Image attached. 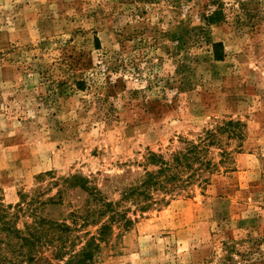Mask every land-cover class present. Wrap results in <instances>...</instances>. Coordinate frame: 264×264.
Segmentation results:
<instances>
[{
  "label": "rangeland",
  "instance_id": "rangeland-1",
  "mask_svg": "<svg viewBox=\"0 0 264 264\" xmlns=\"http://www.w3.org/2000/svg\"><path fill=\"white\" fill-rule=\"evenodd\" d=\"M199 143L201 178L125 202L90 264H264V0H0L1 208L71 225L88 199L66 179L118 202L151 153ZM52 250L37 264H66Z\"/></svg>",
  "mask_w": 264,
  "mask_h": 264
},
{
  "label": "trees",
  "instance_id": "trees-1",
  "mask_svg": "<svg viewBox=\"0 0 264 264\" xmlns=\"http://www.w3.org/2000/svg\"><path fill=\"white\" fill-rule=\"evenodd\" d=\"M221 58L218 57V60ZM214 136V133L208 132L203 143ZM203 149L202 143L192 145L186 153L174 157L171 162L151 153L147 157V165L155 167L156 170L146 169L143 175L125 178L128 182L122 187L121 199L118 202L107 199L102 190L88 179H66L68 187H80L88 199L83 214L77 211L70 215L73 217L71 225L66 222L55 223L39 216L33 208L36 201L34 197L24 198V202L16 207L15 213H9L7 209L0 207V264H37L41 261L42 251L50 248L53 249L51 252L54 259L68 256L66 264L92 263L94 251L99 248L97 241H102L114 224L130 223L127 219L128 210L123 209V204L131 202L135 206V212H145L156 202L154 192L172 195L191 185L195 178H201V168L194 167L193 161L199 158ZM207 169L210 167L207 166ZM185 173H189L186 178ZM205 182L207 183V180ZM21 214H28L33 219V222L25 225L22 230L15 224ZM81 218L83 226L91 222L98 225L99 229L95 236L85 233L83 238L87 239L82 247L76 250V243L83 239L76 235L77 219Z\"/></svg>",
  "mask_w": 264,
  "mask_h": 264
}]
</instances>
